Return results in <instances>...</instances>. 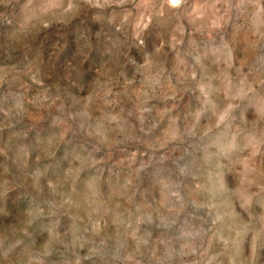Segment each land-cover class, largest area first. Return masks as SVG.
<instances>
[{
  "label": "clouds",
  "instance_id": "1",
  "mask_svg": "<svg viewBox=\"0 0 264 264\" xmlns=\"http://www.w3.org/2000/svg\"><path fill=\"white\" fill-rule=\"evenodd\" d=\"M0 264H264V0H0Z\"/></svg>",
  "mask_w": 264,
  "mask_h": 264
}]
</instances>
